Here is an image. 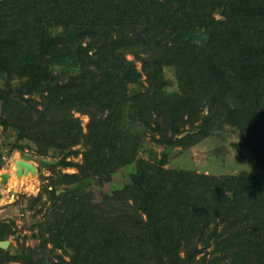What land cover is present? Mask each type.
Segmentation results:
<instances>
[{
    "label": "trees",
    "instance_id": "16d2710c",
    "mask_svg": "<svg viewBox=\"0 0 264 264\" xmlns=\"http://www.w3.org/2000/svg\"><path fill=\"white\" fill-rule=\"evenodd\" d=\"M225 125L258 172L165 165ZM0 128L12 149L59 155L30 196L59 264H264V0H0ZM147 132L161 157L138 156ZM132 161L95 200L89 180ZM1 225L0 239L14 232ZM9 261L36 264L23 244L0 247Z\"/></svg>",
    "mask_w": 264,
    "mask_h": 264
},
{
    "label": "rangeland",
    "instance_id": "374dc122",
    "mask_svg": "<svg viewBox=\"0 0 264 264\" xmlns=\"http://www.w3.org/2000/svg\"><path fill=\"white\" fill-rule=\"evenodd\" d=\"M128 57L131 58L132 55H128ZM136 66L140 67L139 61H136ZM71 72L72 70L70 69L66 70V73ZM164 75L170 82L169 88L176 89L175 74L170 66H164ZM142 78H144V75ZM75 114L79 116L82 126L85 127L88 115L80 112H75ZM240 140L239 131L235 127L225 125L221 130L213 131L212 134L188 148L179 146L169 148L165 165L171 168H192L197 171L214 174H254L258 172L259 167L248 148L242 147L239 150L236 147L235 142ZM14 141L15 136L11 129L4 130L0 128V194L11 200L0 205V228L3 222H14V232L6 237L10 240L7 247L12 252L18 249L21 250L22 244L24 246L29 245L32 248L36 264H59L50 243L46 246L41 245L37 236L38 221L47 218L49 213L44 214L43 210L39 212V205L35 202L32 203L30 198V196L37 195L42 188V182H47L49 179L46 176H49L51 171L46 164L56 160L59 155L54 151H50L46 155L39 154L36 152L33 143L26 144L22 150L12 149L11 144ZM74 147L80 146L76 145ZM161 149L162 146L155 143L150 133L147 132L142 136L138 156L150 159L155 155L161 157ZM16 158L30 160L36 167V172L31 174L30 170H28L25 175L16 176L14 173ZM73 158L80 161L81 153H78ZM135 167L136 161L119 167L112 174L111 179L102 184H97L91 179L87 189L92 190L95 200H99L103 192H109L113 188H119L128 182L130 173L135 170ZM60 169L65 172L76 170L75 166L72 165ZM3 173L8 174L3 177ZM55 250L58 253H62L59 248ZM64 257L68 258L67 255H64ZM5 264L21 263L19 261H9Z\"/></svg>",
    "mask_w": 264,
    "mask_h": 264
},
{
    "label": "water",
    "instance_id": "95a60500",
    "mask_svg": "<svg viewBox=\"0 0 264 264\" xmlns=\"http://www.w3.org/2000/svg\"><path fill=\"white\" fill-rule=\"evenodd\" d=\"M28 170H30L31 174H34L36 172V167L34 166V164L30 160H26L23 158H16L15 169H14V173L16 174V176H20L22 174L25 175ZM7 174L8 173H3L2 176L4 177ZM9 241L10 240L8 238L0 239V247L6 248L9 244ZM67 249L69 252H71V250L69 248H67Z\"/></svg>",
    "mask_w": 264,
    "mask_h": 264
},
{
    "label": "built area",
    "instance_id": "2783aa9c",
    "mask_svg": "<svg viewBox=\"0 0 264 264\" xmlns=\"http://www.w3.org/2000/svg\"><path fill=\"white\" fill-rule=\"evenodd\" d=\"M9 201L11 200L6 199L5 197H3V195L0 194V205H3L4 203H7Z\"/></svg>",
    "mask_w": 264,
    "mask_h": 264
}]
</instances>
